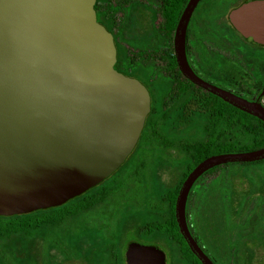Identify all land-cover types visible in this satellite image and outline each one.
<instances>
[{"label": "flooded vegetation", "instance_id": "flooded-vegetation-1", "mask_svg": "<svg viewBox=\"0 0 264 264\" xmlns=\"http://www.w3.org/2000/svg\"><path fill=\"white\" fill-rule=\"evenodd\" d=\"M190 1L95 0L96 20L111 34L115 46L114 69L135 78L147 89L148 114L153 112L156 123H200L204 130L200 132L203 142L211 139L207 124L215 123L212 136L216 146L203 159L263 148L264 123L259 118L194 85L177 66L174 37ZM131 43H135V48ZM128 47L136 52L135 67L121 55V48L128 53ZM184 50L189 67L200 79L264 108V0H196L186 20ZM197 88L211 96L205 93L200 114L189 112L182 116L181 107L191 100ZM206 104L214 107V111L208 110ZM241 123L253 124L252 128L256 125L259 130L249 133L250 143L242 150ZM174 129L172 132H181L176 131L175 125ZM143 130L144 125L124 162L93 187L97 202L89 210L111 204L120 217L116 219L115 234L119 223L121 236L131 234L135 238L131 242L140 243L133 233V229H142L144 225L139 214L154 209L152 242H164L169 250L180 249L183 245L171 241L161 230L173 225L172 200L163 189H159L163 192L161 197L154 192L158 181L174 185L176 163L163 158L164 148L152 147L158 144L162 133L156 132L158 138H155L152 132L145 139ZM183 139L176 137L173 142L177 144ZM89 190L77 196V201L89 196L92 192L86 194ZM174 205L175 200V219ZM184 216L194 242L213 264L264 263V158L221 163L203 172L188 191ZM184 244L189 256L186 264H201L185 241Z\"/></svg>", "mask_w": 264, "mask_h": 264}, {"label": "water", "instance_id": "water-1", "mask_svg": "<svg viewBox=\"0 0 264 264\" xmlns=\"http://www.w3.org/2000/svg\"><path fill=\"white\" fill-rule=\"evenodd\" d=\"M191 0L174 37L181 74L264 123V108L200 79L184 50ZM95 0H0V216L61 206L97 186L134 148L150 110L147 89L114 69L112 36L96 20ZM264 158V147L210 155L184 178L174 216L201 264H213L185 224L194 180L226 162ZM124 264H166L153 245L131 242Z\"/></svg>", "mask_w": 264, "mask_h": 264}, {"label": "trees", "instance_id": "trees-1", "mask_svg": "<svg viewBox=\"0 0 264 264\" xmlns=\"http://www.w3.org/2000/svg\"><path fill=\"white\" fill-rule=\"evenodd\" d=\"M132 47L135 46V43L130 44ZM135 50H132L128 47V56L134 55ZM205 93L200 88L194 89L193 96H191V100L186 101L184 105L181 107V115L184 116L189 112H193L196 114H200V108L204 105ZM208 96H211L209 93H206ZM216 99L215 97H213ZM208 102H210L208 98ZM207 105V109L210 111H214V107ZM212 107V108H211ZM240 114H244L240 112ZM174 125L176 127V131H181L183 133L191 127V125L200 127L201 124L197 123H184V122H176L173 123H156L154 120V114L151 111L148 114L145 124L144 130L142 133V137L145 139L150 136L153 132L155 135L158 134L156 132L160 131L163 134V138L166 139L167 135L172 132L174 129ZM253 124L250 123H241L240 124V132L243 134L241 135V149L243 146H246L250 143L249 141V133L252 131H259L257 128H252ZM204 131V130H203ZM207 132L211 134L210 140L207 142H191L190 146L193 147L191 149L190 154L184 157L182 160H177L175 166V175H174V185L169 186L167 184L163 185L159 181L156 183L154 192L156 195L161 197L163 192L159 189H163L165 195L167 197L170 196L171 202V216H172V223L173 225H169L168 227H161L162 234L164 236H169L171 241H179L183 246L180 250L172 249L169 251V264H186L187 258V247L184 244L182 237L180 236L175 219L173 217V203L176 198L177 192L179 190L180 184L183 181L187 172L202 160L205 155H208L211 150L215 148V140L212 136V133L216 131L215 123H208L207 124ZM148 134V135H147ZM157 135L155 136V138ZM186 146H182L181 148L185 151ZM244 149V148H243ZM188 157V158H187ZM95 189V188H94ZM93 188L88 191L94 190ZM93 191L90 192L89 196L84 198L83 200L77 201L79 197H75L66 203L62 204L61 206L48 208L44 210H38L27 214L22 215H14V216H0V240H5V242L10 241H20L21 247H28L31 249L32 252L35 253L36 257L43 252V247L40 248L42 242H47L46 237L52 236L49 235V232L53 230L54 227L60 225L65 219L67 218H74V216L80 215L82 212L80 211L81 205L86 203H90L91 205L96 203V199L94 198ZM154 209H149L144 213H140L139 217L143 218L144 225L142 229H133V233L136 235L137 239L143 240L147 243H152L154 237L153 225L155 221V213L153 212ZM122 225H117V234L114 235L112 240V248L115 257V264H124V258L122 257V252L118 249L119 241L121 239L120 230ZM141 230V231H139ZM141 232V233H140ZM48 244V242H47ZM39 245V246H38ZM47 251V249H46ZM194 258V257H193Z\"/></svg>", "mask_w": 264, "mask_h": 264}, {"label": "rangeland", "instance_id": "rangeland-1", "mask_svg": "<svg viewBox=\"0 0 264 264\" xmlns=\"http://www.w3.org/2000/svg\"><path fill=\"white\" fill-rule=\"evenodd\" d=\"M134 24L133 21V27ZM133 53L134 55L128 56V53L121 48V55L130 60V66L135 67L138 59L136 52ZM201 131H203L202 124L200 127L191 125L185 134L183 132H170L166 139L163 138L162 134L159 136V140L157 139L158 144L152 147L164 148L163 158L175 163L182 156L186 157L192 152L190 151L193 149L190 146L191 142H203L204 138L200 136ZM159 133L161 132L159 131ZM176 137L184 139L176 144V142H173ZM171 142L173 143L171 144ZM177 145L178 147L180 145L178 149L176 148ZM182 146H186L185 151L181 148ZM166 165H169L168 162ZM113 199L118 200L117 197ZM92 205L89 202L81 205V208L85 209L80 210L82 212L80 215L67 218L60 225L54 227L49 232V235L52 236L45 239L48 244L46 241L42 242L40 248L43 247V252L39 257H36L30 248L21 247L20 241L9 240V242H5V240H0V264H115V257L112 254V240L116 231V222H118L116 219L118 220L120 217L115 214L116 212L111 204L89 210ZM140 220L137 222H140ZM134 239L131 234H122L118 249L122 252L123 258L127 245ZM140 243L148 244L143 240H140ZM161 244L152 242L151 245H155L165 252L166 264H169L170 250L164 242H161Z\"/></svg>", "mask_w": 264, "mask_h": 264}]
</instances>
